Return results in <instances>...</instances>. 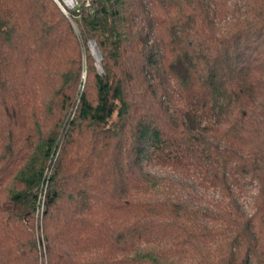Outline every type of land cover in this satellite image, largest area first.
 Wrapping results in <instances>:
<instances>
[{"label": "trees", "instance_id": "1", "mask_svg": "<svg viewBox=\"0 0 264 264\" xmlns=\"http://www.w3.org/2000/svg\"><path fill=\"white\" fill-rule=\"evenodd\" d=\"M62 3L0 0V264H264V0Z\"/></svg>", "mask_w": 264, "mask_h": 264}, {"label": "water", "instance_id": "2", "mask_svg": "<svg viewBox=\"0 0 264 264\" xmlns=\"http://www.w3.org/2000/svg\"><path fill=\"white\" fill-rule=\"evenodd\" d=\"M57 1L62 6V8L66 11L65 7L61 4V2L59 0H57ZM67 5L71 6V4H67ZM89 46H90V48L92 50L93 55L96 58V61H97L99 69L103 72V67H102V64H101L102 56H101V53H100V50H99V47H98L97 43L92 40V41L89 42Z\"/></svg>", "mask_w": 264, "mask_h": 264}, {"label": "rangeland", "instance_id": "3", "mask_svg": "<svg viewBox=\"0 0 264 264\" xmlns=\"http://www.w3.org/2000/svg\"><path fill=\"white\" fill-rule=\"evenodd\" d=\"M60 2H61V4L63 5V3H62V1L64 2V0H59ZM65 3V2H64ZM77 3V0H73L72 1V3H71V6H68L66 3V5L68 6V7H74L75 6V4ZM90 47V46H89ZM90 50H91V48H90ZM91 52H92V50H91ZM93 54V53H92ZM152 171L153 172H156V173H163L164 171L162 170V169H160L159 167H154V168H152ZM206 194L207 195H209V196H217L218 195V192L216 191V190H213V189H210V190H208L207 192H206ZM242 202H243V204L246 206V204H247V202H248V199L246 198V197H242ZM44 242V241H43ZM39 243V242H38ZM42 245V244H41Z\"/></svg>", "mask_w": 264, "mask_h": 264}, {"label": "bare ground", "instance_id": "4", "mask_svg": "<svg viewBox=\"0 0 264 264\" xmlns=\"http://www.w3.org/2000/svg\"><path fill=\"white\" fill-rule=\"evenodd\" d=\"M73 0H64L66 4H71Z\"/></svg>", "mask_w": 264, "mask_h": 264}]
</instances>
